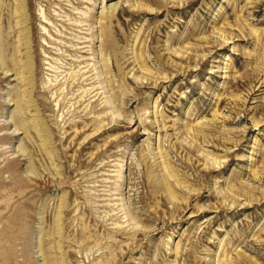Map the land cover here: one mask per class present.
Masks as SVG:
<instances>
[{
    "label": "rangeland",
    "instance_id": "374dc122",
    "mask_svg": "<svg viewBox=\"0 0 264 264\" xmlns=\"http://www.w3.org/2000/svg\"><path fill=\"white\" fill-rule=\"evenodd\" d=\"M0 264H264V0H0Z\"/></svg>",
    "mask_w": 264,
    "mask_h": 264
}]
</instances>
